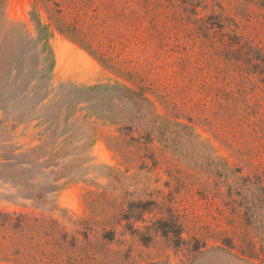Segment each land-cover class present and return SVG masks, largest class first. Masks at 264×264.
I'll return each instance as SVG.
<instances>
[{"label": "rangeland", "instance_id": "obj_1", "mask_svg": "<svg viewBox=\"0 0 264 264\" xmlns=\"http://www.w3.org/2000/svg\"><path fill=\"white\" fill-rule=\"evenodd\" d=\"M172 2L148 42L61 4L138 81L0 0V264H264V0Z\"/></svg>", "mask_w": 264, "mask_h": 264}, {"label": "trees", "instance_id": "obj_2", "mask_svg": "<svg viewBox=\"0 0 264 264\" xmlns=\"http://www.w3.org/2000/svg\"><path fill=\"white\" fill-rule=\"evenodd\" d=\"M48 1L54 7L55 18H53V24L57 31L63 33L70 40L94 55L104 66L112 68L129 80L137 79L138 81H140L141 77L133 68L127 66L130 60L121 51V48L124 47L128 39L124 35L125 30L119 34L121 37L118 40L120 50L117 48V52L112 53L114 49L112 42L115 41L110 37H101L98 34L99 29L101 28L105 31L109 27H112L110 19L113 13L120 19L119 24L122 27L126 23L128 26L135 22L137 24H145V30L148 34L146 42H148L147 40L154 36L158 28V20L161 16L160 5L166 4V6H172L171 4H173V0H108L107 7L112 10L111 15L100 12L103 5L96 3L91 9V16L87 20H83L77 17L79 15L76 13L72 14L71 18L61 15V4L64 0ZM75 8L82 10V4H76ZM18 63L16 62L15 64ZM156 224L160 233L165 236L167 231L164 230V226L167 222L157 220Z\"/></svg>", "mask_w": 264, "mask_h": 264}]
</instances>
